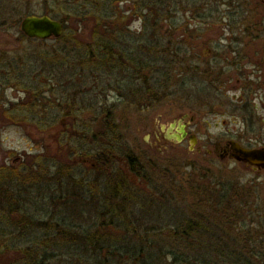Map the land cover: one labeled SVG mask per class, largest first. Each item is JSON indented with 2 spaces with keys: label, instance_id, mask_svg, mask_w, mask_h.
I'll use <instances>...</instances> for the list:
<instances>
[{
  "label": "rangeland",
  "instance_id": "374dc122",
  "mask_svg": "<svg viewBox=\"0 0 264 264\" xmlns=\"http://www.w3.org/2000/svg\"><path fill=\"white\" fill-rule=\"evenodd\" d=\"M44 1L0 0V7L18 8L17 12H15V19L17 20L20 11H22V14L31 12L42 15L45 9ZM114 1L113 3V0H48V6H52L51 8L54 9L53 13L61 16L64 10L59 8L56 3H65V6L69 4L70 10L68 11H76L77 16L81 19L74 18L68 21L66 25H68L69 30L77 29V36L84 41L91 40L90 30L92 23L90 16L93 13L108 16L111 12L112 15L113 13L116 15L122 12L124 15L129 16L130 19L124 32L117 35L118 41L113 43L114 48L119 50L132 48L133 53L139 54L141 52L140 43L132 42V40L129 42L123 40L132 39L136 36L141 37L143 34V18L138 14L130 16L131 10L134 9L133 2L126 0ZM205 2H207L208 6L202 7L200 10L188 6L182 8L180 5L175 8H169L172 11L168 12L166 20L160 22L154 30L162 36L170 23L177 26L187 23L189 30L196 28L198 30L185 32L184 37H176V40L179 41L181 40L180 38L187 40L184 45H187L189 50H191L188 55L196 58L194 62L190 60L192 62L191 65L195 63L202 65L203 68V64L206 61L214 62L212 61L214 57H216V61H221L220 67L227 74L226 77L229 78L223 86H219L221 89L220 93L213 94L211 92L209 95H204L207 96V112L202 111L201 113L203 114H200V116L203 115L204 122L209 124L208 134L218 137L226 133L233 134L235 133L234 130L239 131L240 127L241 132L245 130L239 122L241 111L238 110L244 100L256 108L259 116L264 115L262 107L264 106V88L261 87L263 79H259L261 73L256 72V67L258 66L255 64V59L259 54L257 56L254 55L255 51H262L261 48L264 44V0H205ZM143 13H146V11ZM209 14L211 15L208 16ZM12 23V19H10L8 26L0 30V59H15V68L17 69L16 72L8 70L11 73L8 79H3L2 77L0 79L2 84L6 83L0 87V168L9 170L27 167L28 171H35L32 177L35 181H39L44 175V170L39 173L36 172L40 169V165L39 161H37L38 157L35 158V156H41L39 158L40 161L48 162V167L50 168L54 162L56 166H58V163L61 164L63 169L74 165L72 167L73 178L80 179L81 184L74 185L71 181L64 180L65 183H62V186L58 188L59 193H64V200L57 204H45V208H42L41 212L36 214V217L45 219L48 212V215L54 218V221L64 217L74 221V223L81 224L84 226V230L92 232L93 226L87 224L93 222L92 218L99 216L104 210L103 201L99 202V199L102 198V192L98 189L103 186L98 185H100L101 181H104L106 176L101 177L98 182L95 180L96 174H90L86 170L91 168L92 163H96L92 157L94 153L93 147H99L102 139H105L103 136L105 111L111 106L115 95V92L113 93L109 90L112 81L111 72L108 67L99 66L100 70L98 69L93 73L87 65L85 66V60L91 58L92 55L98 57V64L100 63L99 65H101V55L103 56V54H101L102 49L98 47L99 44L94 47H86L81 43L79 45L81 48L80 54L76 52L77 47L68 46L69 50L67 48L64 51V45L61 41H55L54 39H28L20 32L19 22L17 24ZM149 31L151 30L143 34L145 39L149 38ZM115 43L118 44L116 45ZM229 43H239L235 46L244 48L243 52L247 53L243 55L245 59L243 63L241 62L242 65L234 64L233 58L237 59L240 55L232 53L233 50L229 49ZM143 45L146 46V41L143 42ZM149 45L147 42V46ZM154 46L157 45L154 44ZM89 48H92L93 52ZM56 56L57 58L60 57L59 61L68 62L70 68L76 64L75 67L77 68H74L76 75L73 78H70L65 73L59 74L60 72L57 68L51 69L52 57ZM259 56L262 57L261 55ZM227 57H229L228 60H226ZM180 67L182 66H175L174 68ZM176 73L178 74L179 70ZM172 80L173 77H171ZM251 80H254V82L250 84ZM190 81L191 79L188 78V83ZM10 84L14 85V87L10 88ZM193 84L199 86L196 80ZM191 86L192 84H188L187 94H177V90L174 93V90L170 87L168 91L172 95L164 99L159 107L145 109L138 114L135 111H131V116L140 117V121L145 119L146 126L137 123V120H133L130 127L119 129L118 132L123 138L122 143L135 153L141 154L144 152L149 154L150 151L146 144L149 141L150 128H147V126L150 127L152 125L153 119L155 120L157 115L163 113V121H166L180 112L193 113V109H195L193 107L200 106V103L203 102L199 101L200 98V100H203L202 96L199 97L197 93L195 94V89L193 87L190 88ZM245 86H247L246 89L248 88L246 91ZM101 90L104 92L101 93ZM33 97H36L37 102L35 103L39 104L38 107L35 104L32 105L33 107L31 106ZM56 103H60L61 106H56ZM65 105H67L68 109H64ZM103 106L106 108H103ZM32 110L34 112L35 110L38 111L34 114L37 121L30 124L32 121L29 111ZM65 110L70 111V116L62 118ZM234 119H237L238 122L234 123ZM72 120H74V124ZM85 125H89L87 133L83 131V126ZM253 126L255 130L258 129L257 124ZM65 129L68 133L62 135ZM85 134V139L79 138ZM92 134H95L96 138H93ZM254 147L261 148L263 146L254 145ZM171 148L172 154L174 152L178 153L179 147L172 146ZM207 148L211 147L207 146ZM74 151H77L76 154ZM123 153H125V150H121V154ZM154 154H158L157 151ZM82 159L88 160L87 166L81 164L82 167H80L79 161H82ZM151 159H154V157ZM197 160L191 155L185 157V154L181 158H177L176 161L168 160V173L162 183L164 185V189H162L164 192L163 200L160 199V194H156L152 196V200L144 197L145 201L143 204L132 202L128 206V211H132L137 218L136 222L140 225H131L129 231L137 229L138 232L144 233V230L141 229L142 227L159 222L155 220L156 217L158 219L160 216L159 210L157 215L156 212L145 213L141 210L145 207L150 209V205L157 201L162 203L161 209L167 208L171 211L168 215L164 216L162 214L161 217L164 216L167 223H178L179 221H176V218L171 220L175 214L172 216L170 214H177V211L190 212L191 204L197 200L199 188H207L208 184H214L215 182L222 183L227 181L231 185L243 186L244 188L242 187L243 189L239 190L240 193L244 194L245 200L252 203L250 207L259 214L257 211L261 206L264 207V170L253 171L250 167L233 160H221L215 157L210 159L208 163L204 160L203 166L205 168L197 169L191 166ZM203 166L201 165V167ZM85 176L90 178L89 183L86 182ZM23 183L21 181V186ZM42 183L43 180L41 181ZM24 185L29 184L24 183ZM26 196L28 195L22 192V197ZM201 201L205 200L202 199ZM0 203L2 206L0 207V220L4 219L2 218L4 216H6V219H12L11 214L4 210L7 203H9L5 198V194H2ZM40 207L39 205V209ZM82 209H85V212ZM16 215V213H13V218ZM255 216L256 214H254V218ZM244 222L246 225L249 223L247 219ZM254 224L252 228H256L255 231L257 233L251 229L250 231L253 234H247L248 237H243V239H249V241L254 242L264 241V225L262 227L257 223ZM250 225L249 223L248 226L251 228ZM55 233L57 232H52V235ZM55 235L58 236V234ZM260 235H263V237ZM58 239L56 238L50 242L49 246L47 245L43 249H36L34 257H40L45 250L49 254H56L58 257L56 260L49 261V264H79L80 258L85 256L80 248H78V252L73 250L67 253V250L76 249V247L80 246L79 242H73L76 244L68 243L67 245L66 240H64L66 239L65 237ZM1 240L0 264H14L23 261V252L27 251L25 250L27 247H32L31 245H26L27 243L17 244L16 239L12 235L6 236ZM138 242H141V240ZM143 243L145 247L148 246V243ZM204 243L198 241L195 242V245L202 246L205 245ZM258 243H260L258 247L264 248V243ZM156 244H160L165 250H169L172 247L175 250L192 252L185 242L166 241L165 237H162V240L159 243L156 242ZM247 245L254 246L253 243ZM6 246L10 249L6 248ZM187 254L192 255V253Z\"/></svg>",
  "mask_w": 264,
  "mask_h": 264
},
{
  "label": "trees",
  "instance_id": "16d2710c",
  "mask_svg": "<svg viewBox=\"0 0 264 264\" xmlns=\"http://www.w3.org/2000/svg\"><path fill=\"white\" fill-rule=\"evenodd\" d=\"M126 1L134 3V9L131 10L130 16L132 17L133 14H138L143 18L142 33L145 34L148 30L151 31H149L148 39H145L142 34L141 37L136 36L135 38L124 39L123 41L129 42L132 40V42L140 43L141 49L145 47L143 42L146 41V43L148 42L150 44L148 47L150 57L162 60L165 64V84L166 91H168L170 87L172 88L169 82L172 77L171 70L173 66L181 65L185 68L191 58L188 55L191 50H189L187 45H184L187 40L180 38L181 40L177 41L176 37H184L185 32H194L198 29L189 30L187 23L180 26L170 23L164 32L165 36L164 34L160 36L159 32L154 29L160 22L166 20L168 12L172 11L169 8H175L180 5L182 8L188 6L200 10L202 7L208 6V4L205 0ZM44 4L45 9L42 15H48L63 24V33L55 41H61L63 43L64 51L67 48L69 50V47H77L76 52L80 54L81 48L79 45L81 43L86 47H94L99 44L98 47L102 49L101 54H103V56L101 55V61L107 64L111 58L115 57L116 50L119 51V57H122L121 53L124 50L130 52V48H122L121 50L118 48L114 49L113 43L118 41L117 35L121 34L128 27L127 23L130 19L129 16L124 15L122 12L116 15L114 13L112 15L111 12L108 16L93 13L90 16L92 23L90 30L91 40L84 41L81 38V41L79 36H77V29L69 30L68 25H66L68 21L74 18L81 19L77 16V12H69V4L65 6V3L57 2L56 5L64 10L63 15L58 16L56 13H53L54 9L51 8L52 6H48V0H45ZM17 9L0 7V29L8 26L10 16L12 22L17 24L25 16L33 15L31 12L22 14V11H20L19 18L17 17L16 20L15 12H17ZM145 11L146 13H143ZM210 11L212 12V10ZM154 44L157 46H154ZM89 49L93 52L92 48ZM52 58L51 69L57 68L60 72L59 74L65 73L70 78L76 75V71L73 69L76 64L70 68L68 62L58 60L60 57L57 58L56 56ZM90 59L97 60L98 57L92 55ZM48 60L51 61L49 58ZM189 72L185 70V74L181 79L182 89L185 91L188 84H190L188 83V77L190 74L192 76V73ZM32 99L31 106L35 104L38 107L39 104L35 103L37 102L36 97ZM56 106L60 107L61 104L56 103ZM103 108L106 107L103 106ZM64 109H68L67 105L64 106ZM33 110L29 111L32 121L30 124L37 121L34 114L38 111L35 110L34 112ZM109 113L110 106L106 109L104 118L106 133L103 136L107 139L113 132ZM68 115L70 116V111L65 110L62 118L68 117ZM72 123H75L74 120H72ZM83 131L84 133L89 131L88 125L83 126ZM92 137L96 138V135L92 134ZM79 138L85 139L86 134ZM109 150H111L110 147ZM102 151H106V148L103 147ZM76 152L74 151L75 154ZM37 157L40 169L36 172L39 173L44 170V175L39 181H35L32 177L35 171H28L27 167L24 169H9L10 171L0 168V202L2 201V194H5V198L9 203H7L4 210L11 214L12 218L9 220V218L6 219V216H4L2 217L4 219L0 220L2 222L0 225V240L12 235L16 239L17 244L27 243L26 245L32 246L27 247L25 249L27 251L22 250L24 251V260L14 264H49V261L58 258L56 254H49L44 250L40 257H34L36 249H43L47 245L49 246L50 242L56 238L62 239L64 237L66 238L64 240H66L67 245L68 243L76 244L79 242L80 246L76 247V249H66L67 253L73 250L78 252V248L82 250L85 256L84 258H80L78 261L80 262L79 264H264V248L258 247L260 244L258 242L264 243V241L254 242L249 241V239H243L247 234H253L250 231L251 229L256 232V228H252L255 225L254 223L263 227L264 207L261 206L257 211L259 214H257L250 207L252 203L245 200L243 197L244 194L240 193L239 190L244 188L241 185H231L230 182L224 181L222 183L215 182L214 184H208L209 186L207 188L198 187L200 191H197L198 194L194 210L191 208L190 212L187 211L186 214H183V217L179 215L180 213H175L171 220L176 218V221H179L178 223H167L165 220V226L163 227L158 222L150 226L145 225V227L141 228L144 230V233L138 232L137 229L129 231L131 225L140 224L136 222L137 218L133 213L129 215L130 211H123V208L122 210L120 209L121 203L117 200V210L115 209L113 211L111 206L106 207L105 205L104 210L99 216L92 218L93 222L87 225L93 226L94 229L91 230L92 232H89L86 229L84 230V226L81 224L74 223V221H70L64 217L54 221V218L48 215V212L45 219L36 217V214L40 213L42 208H45V204H57L64 200V193H59L58 191L62 183L64 184V180H69L74 185L81 184L80 180L73 178L72 166L63 169L61 164L58 163V166H56L54 162L52 169V167H48V162L44 163V161H40L39 158L41 156H35V158ZM37 161L35 160V162ZM134 163L135 160L131 158L130 166L132 164L134 165ZM131 171L135 172V168L132 166ZM137 171L138 169H136ZM118 175V178L123 181V175L120 172ZM42 180L43 183L41 184ZM21 181L29 185H24L23 183L24 186H21ZM110 184L111 182L108 183V185ZM22 192H25L28 196L22 197ZM253 193L255 194L254 189ZM114 194L116 196L117 191ZM106 196L110 199L111 193L109 189H107ZM201 197L205 201H201ZM39 205L41 206L40 209ZM0 207H2L1 203ZM82 210L84 211L85 209ZM13 213L17 214L14 218L12 216ZM254 214H256L255 218ZM246 219L251 224V228L248 226L249 223L246 225L244 222ZM52 232H57L55 234H58V236L55 234L52 235ZM162 234H165L166 241L185 242L191 248L192 252L175 250L172 247L169 250H165L160 244H156V242L159 243L162 240ZM260 236L263 237V235ZM140 240L142 243L138 242ZM198 241L205 242V245H195V242ZM143 242L148 243V246L145 247ZM251 243H253V247L247 245ZM6 248L10 249L8 246ZM187 253H192V255H188Z\"/></svg>",
  "mask_w": 264,
  "mask_h": 264
},
{
  "label": "flooded vegetation",
  "instance_id": "af4514ba",
  "mask_svg": "<svg viewBox=\"0 0 264 264\" xmlns=\"http://www.w3.org/2000/svg\"><path fill=\"white\" fill-rule=\"evenodd\" d=\"M20 24L21 21L19 22V29L21 32ZM115 44L117 45L118 43ZM237 44L239 43H229V49L231 51L233 50V54L240 55L237 59L233 58L234 64L242 65L245 59L243 55H246L247 53L243 52L244 48H237L235 46ZM148 47L149 46H147L146 43V46L141 49L139 54L133 53L132 48H130V52L124 50L122 53H125H121L122 57H119V51L116 50L115 57L111 58V60L108 61V64L103 62L99 65L100 63L98 64L99 61H97L99 59L91 60L89 58L85 60V66L87 65L93 73L100 68L99 66L109 68L112 75L109 90L113 93L115 92L114 100L110 106L109 113L111 117L110 124L113 126V132L110 134L108 139H102L103 142H100L99 147H93L92 150L94 153L92 154V157L95 159L96 163H92L91 168L86 170L89 171L90 174L95 173V180L98 182L101 177L106 176L104 181H101L100 185H98L103 186L98 188L102 192V198L99 199V202L103 201V207H105V205L106 207L111 206L112 210L115 211V209L117 210L116 202L118 200L121 203L120 209L122 210L123 208V211H125L128 210V206H130L132 202L143 204L145 201L144 197L152 200V196L156 194H160V199L163 200L162 197L164 192L162 189H164V185L162 183L168 173V160L176 161V159L181 158L183 154H185V157L187 155H191L198 159L196 163L191 164L192 167L197 169L205 168L203 166L204 160L208 163L210 159L215 157L221 160H233L237 163L250 167L253 171H263L264 169L255 168L254 166L237 161L234 158L232 150V145H238L248 150L264 148V115L259 116L255 107L249 105L247 101L244 100L242 102V106H240L238 110L241 111L239 122L245 130L241 132L240 127V130H234L235 133L233 134L226 133L218 137L210 136L208 134L207 131L209 124L204 122V118L202 117L203 115L200 116V114H203L201 113L202 111L207 112L208 107V102L206 101L207 96L204 95H209L211 92H213V94L220 93L221 89L219 86H223L229 78L226 77L227 74L224 73L220 67L221 61H216V57L212 60L214 62L206 61V63L203 64V68L202 65H197L195 63H193L194 65H191L192 62L196 60L195 57H191L189 59L192 62L190 61L189 65H186L185 68H174L175 66H173L171 70L173 80L171 81L170 79L169 84L172 85L174 93L176 92L175 90H177V94H187V90L185 91L182 89L181 79L185 74V70H188L190 71L189 73H192V76L190 74L188 77L191 79L190 84H192L190 88L193 87L195 89L194 93H197L199 97L202 96L203 100H200V98L199 101L203 102L200 103V106L193 107L195 108L193 109V113L180 112L166 121H163V113L157 115L155 120L153 119L152 125L150 127L147 126V128H150L149 141L146 144L148 150L150 151L149 154L144 152L141 154L135 153L133 150H130L128 146H125V144L122 143L123 138L118 132L119 129L130 127L133 120H137V123L146 126V120L142 118L143 121H140V117L131 116V111H135V113L138 114L140 111L145 109L159 107L162 105L164 99L172 95L170 91H166L165 64L162 60L151 58ZM261 50L262 51L260 52L255 51L254 55L257 56L259 54L262 56L260 57L258 55L256 57L255 64L258 66L256 67V72L261 73V75H259V79H263V85L261 87L264 88V44ZM5 59H0V79L1 77L3 79H8V76L11 74L8 70H14V72L17 71L15 68V59ZM228 59L229 57L226 58V60ZM75 66L76 65H74V68ZM178 70L179 73L177 74L176 72ZM195 80L196 83H199V86L193 84ZM252 82H254V80H251L250 84ZM5 84L6 83L2 84V81H0V87ZM13 87L14 85L10 84V88ZM246 87L247 86H245V91L248 89H246ZM103 92L104 91L101 90V93ZM262 107L264 109V106ZM233 121L234 123L238 122L237 119H234ZM254 124L258 125L257 130L254 129ZM64 133H68L66 129L64 130ZM103 133L104 135L106 133L105 124ZM254 145L263 147L257 148L254 147ZM172 146L179 147L178 153L174 152V154H172ZM207 146L211 148H207ZM103 147L106 148V151L104 152L102 151ZM109 147L111 150H109ZM121 150H125V153L121 154ZM156 151L158 154H154ZM153 157L154 159H151ZM131 158L135 160L134 165H131L135 168V172L131 171ZM79 162L80 167H82V165L87 166L88 164V160L86 161L84 159ZM201 165L203 167H201ZM70 166L74 167V165ZM136 169H138L137 172ZM119 172L123 175V181L118 178ZM84 178L87 183L90 182L89 177L85 176ZM109 182H111L110 185H108ZM107 189H109L111 193L110 199L108 196L105 197ZM116 191L117 194L115 196L114 193H116ZM161 205L162 203L157 201L150 205V209L145 207L141 210L142 212L147 213L156 212V215L159 213L157 212L159 210L160 216L158 219L156 217L155 220L159 221V225L163 227L165 226L164 216L168 215L171 211L167 208L161 209ZM194 206L195 203L191 204L192 210H194ZM177 213H180L179 215L183 217V214H186L187 211L186 213L184 211H177ZM162 214H164V216L161 217ZM173 214L175 213L170 214V216ZM129 215H132V211H130ZM162 237H165V234H162Z\"/></svg>",
  "mask_w": 264,
  "mask_h": 264
},
{
  "label": "water",
  "instance_id": "95a60500",
  "mask_svg": "<svg viewBox=\"0 0 264 264\" xmlns=\"http://www.w3.org/2000/svg\"><path fill=\"white\" fill-rule=\"evenodd\" d=\"M20 26L22 34L29 39H56L63 33V24L48 15H27L22 19ZM232 150L237 161L264 169V148L248 150L232 145Z\"/></svg>",
  "mask_w": 264,
  "mask_h": 264
}]
</instances>
